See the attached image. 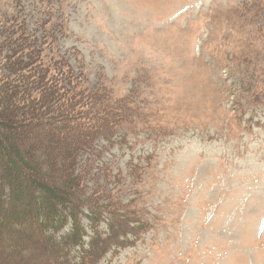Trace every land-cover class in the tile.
Segmentation results:
<instances>
[{"label": "rangeland", "instance_id": "374dc122", "mask_svg": "<svg viewBox=\"0 0 264 264\" xmlns=\"http://www.w3.org/2000/svg\"><path fill=\"white\" fill-rule=\"evenodd\" d=\"M20 5L125 120L79 167L139 233L91 264H264V0Z\"/></svg>", "mask_w": 264, "mask_h": 264}, {"label": "trees", "instance_id": "16d2710c", "mask_svg": "<svg viewBox=\"0 0 264 264\" xmlns=\"http://www.w3.org/2000/svg\"><path fill=\"white\" fill-rule=\"evenodd\" d=\"M4 1L10 4L0 6V264H91L109 241L124 248L139 233L134 216L117 212L114 197L101 206L98 186L86 195L90 169L79 167L82 154L125 120L110 94L90 86L60 54L57 39L30 31L14 15L23 11L20 0ZM106 220L112 234L101 230Z\"/></svg>", "mask_w": 264, "mask_h": 264}]
</instances>
